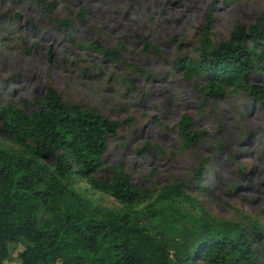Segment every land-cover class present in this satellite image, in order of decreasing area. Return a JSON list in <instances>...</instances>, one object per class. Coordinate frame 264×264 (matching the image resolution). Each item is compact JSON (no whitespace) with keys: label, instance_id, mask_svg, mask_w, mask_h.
<instances>
[{"label":"rangeland","instance_id":"374dc122","mask_svg":"<svg viewBox=\"0 0 264 264\" xmlns=\"http://www.w3.org/2000/svg\"><path fill=\"white\" fill-rule=\"evenodd\" d=\"M263 14L264 0H0L1 104L31 112L53 86L65 101L121 122L98 177L124 163L141 188L183 182L216 227L239 223L254 237L251 219L264 234V100L246 91L214 97L203 90V76L179 68L183 58L197 57L209 23L218 44ZM251 83L264 88V74ZM185 113L206 132L187 150L177 129ZM79 187L99 203L118 205L84 182ZM255 248L264 264V235ZM23 250L11 243L5 263L20 264Z\"/></svg>","mask_w":264,"mask_h":264},{"label":"trees","instance_id":"16d2710c","mask_svg":"<svg viewBox=\"0 0 264 264\" xmlns=\"http://www.w3.org/2000/svg\"><path fill=\"white\" fill-rule=\"evenodd\" d=\"M196 50L179 68L188 77L203 76L206 93L246 91L264 100V88L251 83L264 74V14L218 44L209 23ZM0 126V264L11 243L24 246L20 264H259L255 243L264 234L257 221L248 220L254 237L239 223L220 229L183 182L141 188L124 163L108 178L97 176L121 122L67 102L49 86L31 112L0 101ZM177 129L184 150L206 135L187 113ZM207 162L195 171L199 181ZM81 182L118 205L97 202Z\"/></svg>","mask_w":264,"mask_h":264},{"label":"bare ground","instance_id":"6f19581e","mask_svg":"<svg viewBox=\"0 0 264 264\" xmlns=\"http://www.w3.org/2000/svg\"><path fill=\"white\" fill-rule=\"evenodd\" d=\"M44 44H46V45L48 44V46L50 45V43H48L47 41H44Z\"/></svg>","mask_w":264,"mask_h":264}]
</instances>
